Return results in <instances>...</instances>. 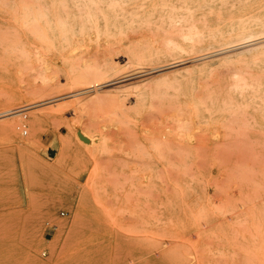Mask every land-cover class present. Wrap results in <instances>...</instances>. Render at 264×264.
Returning <instances> with one entry per match:
<instances>
[{"label":"rangeland","instance_id":"374dc122","mask_svg":"<svg viewBox=\"0 0 264 264\" xmlns=\"http://www.w3.org/2000/svg\"><path fill=\"white\" fill-rule=\"evenodd\" d=\"M32 1L0 0V264H264V46L212 56L264 34L184 38L264 0L195 11L172 43L187 0H55L71 26L50 31Z\"/></svg>","mask_w":264,"mask_h":264},{"label":"bare ground","instance_id":"6f19581e","mask_svg":"<svg viewBox=\"0 0 264 264\" xmlns=\"http://www.w3.org/2000/svg\"><path fill=\"white\" fill-rule=\"evenodd\" d=\"M120 1L121 0H105V2L104 1L103 2L107 6H112L111 4H116V2H120ZM85 2L87 4H90L91 6H96V4L101 3L102 0H85ZM196 2H199L198 8L192 7V5ZM240 2L241 1L234 2V0H187L185 3H183V4L181 3L178 7H174V6L169 7L168 6L167 9L165 10L166 13L163 14L164 15L163 16L164 17V29H165L164 35L166 36L165 37L166 39L164 38L165 39L164 42L166 41L168 43H172L171 40L169 38H167V36L170 35L174 31H177L179 29H182L183 27L188 26V24H185V22H189V20H192V18L194 17L195 11H200V16L202 18H204V17L206 18L207 15L209 14L207 11H209L212 14L215 13L217 15V17L220 19L222 17V14H224L223 12H226V11L219 10L218 12H216L215 11L216 8H220V7H223L224 5L229 4L227 7L228 8L227 13L233 14L234 12L242 11L238 7H235V5L240 3ZM46 3L54 5L55 0H33L31 2V4L33 7L39 6L38 12L32 18L29 15L26 16L24 23L29 24V22L32 21V22L38 24L40 21H42L46 25V27L44 28L46 31L53 30L55 25L60 26L64 29L69 28L70 24L67 22L68 18L64 15H60V13L55 14V11H53L52 13L47 12L46 11V9H47ZM61 3L64 4V1H62ZM206 9H208V10H206ZM260 13H262V15H253V16L249 15V16H245V17H240L236 22L230 24L226 30H222V27L218 25L212 31L211 30H208L207 32L201 31V32H198L194 35H192V34L186 35L184 38H185V40L191 41L192 45L194 46L197 44L199 45V43L202 45L205 41L209 45H211L212 43L221 44V43H225V42L226 43L232 42L235 39L237 40V39H242V38H249V37L251 38V37H254L257 35H261V34H264V10L262 9V11ZM93 16H94V13L91 11H88V14L86 15V20L89 24H91L92 26H95L96 23L93 20V18H94ZM142 17L144 18V16H142ZM150 17H151V15H147L145 17V19H150ZM182 22H184V24H181ZM82 27L83 28L78 31V34L79 35H81L82 33L84 34L86 31L85 36L88 39H91V36H92L91 33L89 31L87 32V30L91 29V27L87 26V25H83ZM151 36L155 37L153 35V33H151L150 30H148V31L146 30L145 32L141 33V35H139L138 38H140V39H151ZM40 40H43V39H40ZM174 46H175L174 49H176V50H182L183 49L182 46L179 44H174ZM262 46H264V37L260 38V39L258 38L257 40H251L248 42H247V40H246V42L244 40V42H242V43L234 44V45H231V46L226 47V48L223 47V49H220V50L218 49V50H216L215 53L212 54V56L222 55L225 53L228 54L229 52H234V51H238V50H242V49H244V51H246L245 49H247V50L256 49V48H259ZM237 53H239V52H237ZM207 54H209V53H207ZM227 54H225V55H227ZM142 57H144V56L141 55V58ZM204 58L205 57L197 59V60H193V62H195V61L199 62V60H202ZM179 61L180 62L173 63L172 65L169 64V66L166 68H162V69L156 68L159 70H157L155 72L156 73L162 72V71L165 72V70L171 71V70L180 68L181 66L185 65L186 63H188V65H189V61H184V59L182 61L181 60H179ZM111 67H113V65H111L107 69H103V72H106V73L109 72L111 70ZM126 80L127 79L118 80V81L117 80L116 81H105V82H102L100 84L91 85L90 87L100 86V85H103V87H110V86L116 85V84L121 83V82L126 81ZM80 83H83V81L82 82L80 81ZM85 85H86V83H85ZM90 87H88V88H90ZM98 90H99V88L95 89L94 91L97 92ZM85 92H88V91L84 90V92H83V90H82L80 92H77L75 94H70V95L65 96L63 98L78 96V95H81L82 93H85ZM59 98L62 99L61 97H59ZM60 99H56L53 101H57Z\"/></svg>","mask_w":264,"mask_h":264}]
</instances>
